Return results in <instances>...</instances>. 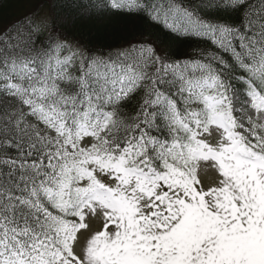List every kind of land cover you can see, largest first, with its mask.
Here are the masks:
<instances>
[{
    "label": "snow or ice",
    "instance_id": "snow-or-ice-1",
    "mask_svg": "<svg viewBox=\"0 0 264 264\" xmlns=\"http://www.w3.org/2000/svg\"><path fill=\"white\" fill-rule=\"evenodd\" d=\"M0 264H264V0H0Z\"/></svg>",
    "mask_w": 264,
    "mask_h": 264
}]
</instances>
